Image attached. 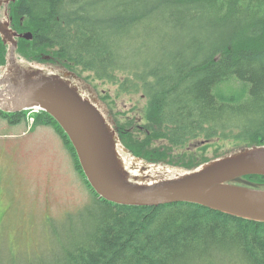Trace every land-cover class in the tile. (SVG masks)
<instances>
[{"label":"trees","instance_id":"1","mask_svg":"<svg viewBox=\"0 0 264 264\" xmlns=\"http://www.w3.org/2000/svg\"><path fill=\"white\" fill-rule=\"evenodd\" d=\"M10 17L14 30L33 35L18 39L28 62H54L81 76L78 67L98 79L134 75L128 85L120 79L119 89L135 78L154 112L146 118L155 117L173 143L202 136L242 139L236 149L264 145V0H16ZM5 48L0 36V66ZM23 112L0 110V117L18 124ZM38 116L33 126L52 124L62 134L93 200L68 217L78 220L75 232L28 264H264V222L191 203L125 206L99 198L61 126L46 112ZM118 135L148 163L193 169L222 156L177 165ZM245 179L264 185V176Z\"/></svg>","mask_w":264,"mask_h":264},{"label":"rangeland","instance_id":"2","mask_svg":"<svg viewBox=\"0 0 264 264\" xmlns=\"http://www.w3.org/2000/svg\"><path fill=\"white\" fill-rule=\"evenodd\" d=\"M1 14L2 18L9 20L3 11ZM41 53L52 55L53 50L44 48ZM3 54L6 59L9 58L8 45ZM22 56L16 49L18 60H23ZM23 61L26 62L25 59ZM41 63L31 62L47 73L62 74L67 71L54 62ZM75 70L81 76L76 74L71 78L82 93L99 106L112 128L114 125H124L123 129L129 134L127 141L141 146L146 156L152 154L177 165L191 164L229 154L244 144L239 138L215 137L204 141L206 138L202 136L180 144L173 143L155 117H150L153 123L140 119V114L133 116L135 120L126 119V109H133L135 113L139 109L145 112L148 109V98L144 91L134 87L135 78L126 92L119 89L120 79H123V85H128L134 75L130 74L127 79L124 77L127 70L118 71L114 80H107L98 79L93 73L78 67ZM5 72V69L0 70V78ZM23 111L24 119L18 124L11 125L0 117V212H4L0 223V264H13L12 258L28 264L29 258L50 256L58 238H63L72 230L75 232L79 227L78 220L71 222L67 217L77 214L93 200L82 177L66 159L65 149L56 134L44 124H31V116L35 119L44 111ZM121 112L124 113L123 119L118 115ZM150 112L154 113L152 110ZM143 116L146 117V113ZM123 139L126 141L125 137ZM122 159L127 167L131 165V158L127 154H122ZM168 166H171L166 167L169 171L187 170L180 166ZM132 173L138 175V170ZM234 183L264 189V185L246 181ZM46 215L53 216L55 221L52 226L43 223Z\"/></svg>","mask_w":264,"mask_h":264},{"label":"water","instance_id":"3","mask_svg":"<svg viewBox=\"0 0 264 264\" xmlns=\"http://www.w3.org/2000/svg\"><path fill=\"white\" fill-rule=\"evenodd\" d=\"M0 36L8 45V56L16 54L19 38H33L31 32L13 30L8 21L0 23ZM9 66V58L0 66L6 70L0 78V110L19 113L39 108L53 117L68 136L85 178L99 198L125 206L191 203L264 222V189L234 183H249L245 177L250 175L264 176V145L233 150L196 168L177 170L182 174L174 176L176 171H169L168 164L148 163L122 145L99 106L73 82L74 73H47L40 67L9 72ZM122 154L131 158L129 167ZM149 166L164 167L169 173L159 180L143 177ZM135 170L138 175L132 173Z\"/></svg>","mask_w":264,"mask_h":264},{"label":"flooded vegetation","instance_id":"4","mask_svg":"<svg viewBox=\"0 0 264 264\" xmlns=\"http://www.w3.org/2000/svg\"><path fill=\"white\" fill-rule=\"evenodd\" d=\"M14 2H16V0H0V18H2L1 16H2V11H3V13L5 14V15H7L8 16V19L9 20H7L6 19V17H5V19H6V21H8L9 22V25H10V27L13 29V27H12V23H11V17H10V11H11V5L14 3ZM14 30V29H13ZM16 31V30H15ZM18 32V31H17ZM19 33V32H18ZM130 112H129V111ZM126 109V111H127V117H126V119L127 120H129V119H134L135 120V118L133 117V116H135L136 114H140V119L142 118V119H146L147 121H149V122H152V120L150 119V118H146V117H144L143 116V114H145V113H147V112H149L150 110L149 109H147L146 110V112L144 111V109L143 110H141L140 111V109L137 111V113H135V110H131V109ZM132 112V113H131ZM124 113L123 112H121V113H119L118 115L120 116V118L121 119H123L124 117V115H123ZM139 119V120H140ZM137 120V119H136ZM153 123V122H152ZM115 126V129H116V131L118 132V133H120L119 131H121L122 133H120L123 137H125L126 138V140H127V138L129 137V134L127 133V132H125V130L123 129V127H124V125H118V127L116 126V125H114ZM113 126V127H114ZM46 127H50L51 128V130L53 131V133L54 134H56V136H57V138H59V140H60V142L62 143V145H63V147H64V149H65V154H66V159H69V164L73 167V169L76 171V162H75V157H74V155L72 154V151L69 149V147H68V145L65 143V141H64V139H63V137H62V134L59 132V130L54 126V125H52V124H50V125H46ZM140 128V127H139ZM197 147V145L195 146V148ZM77 172V171H76ZM0 184H1V180H0ZM3 215H4V212L1 214V212H0V223H1V221H2V219H3ZM66 215V214H65ZM53 216H50V215H46V217H45V219H46V221H44L43 223L44 224H46V225H50V226H52L53 225V223H54V219L52 218ZM68 218V217H67ZM67 218H65V219H67ZM64 219V220H65Z\"/></svg>","mask_w":264,"mask_h":264},{"label":"bare ground","instance_id":"5","mask_svg":"<svg viewBox=\"0 0 264 264\" xmlns=\"http://www.w3.org/2000/svg\"><path fill=\"white\" fill-rule=\"evenodd\" d=\"M4 22H6V19L0 18V23H4ZM9 63H10L9 72L14 71V70H17L19 72H26V71H32V70L39 69V68H37V66H35L33 64H29V63L24 62L22 60H18V58L16 57V54H13V53L9 54ZM8 75L9 74H7V76ZM136 167H138V166H136ZM168 173L169 172L164 167L149 166L147 168V171L143 174V177H147V178H150L152 180H159V179L166 178ZM173 174H174V176H179L182 173H179L176 171Z\"/></svg>","mask_w":264,"mask_h":264},{"label":"built area","instance_id":"6","mask_svg":"<svg viewBox=\"0 0 264 264\" xmlns=\"http://www.w3.org/2000/svg\"><path fill=\"white\" fill-rule=\"evenodd\" d=\"M30 109H37V110H41V109H39V108H30ZM30 121H31V124L34 122V116H31V119H30Z\"/></svg>","mask_w":264,"mask_h":264}]
</instances>
